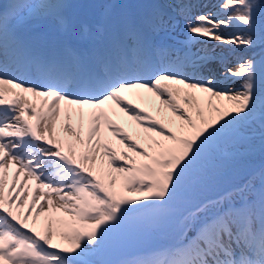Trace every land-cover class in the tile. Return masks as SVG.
<instances>
[{
  "label": "snow or ice",
  "instance_id": "obj_1",
  "mask_svg": "<svg viewBox=\"0 0 264 264\" xmlns=\"http://www.w3.org/2000/svg\"><path fill=\"white\" fill-rule=\"evenodd\" d=\"M64 7L0 0V264H264V166L206 194L225 161L264 153V0L195 15L193 0L135 15L109 3L75 41ZM49 18L55 39L37 31Z\"/></svg>",
  "mask_w": 264,
  "mask_h": 264
},
{
  "label": "bare ground",
  "instance_id": "obj_2",
  "mask_svg": "<svg viewBox=\"0 0 264 264\" xmlns=\"http://www.w3.org/2000/svg\"><path fill=\"white\" fill-rule=\"evenodd\" d=\"M217 2H218V0H206L205 3H198V2L196 3L195 2L194 5L202 8V10L206 9L205 10L206 12H209V11L215 12L216 9H215L214 5L217 4ZM194 8H196V7H194ZM46 22H47V20H46ZM141 97H145L146 99H141ZM125 98L128 99L129 101H131L132 104L136 105V110L143 111L144 109H146L145 107L149 106V108L151 110L156 111L157 108L161 107L159 105V101L156 100L155 97L151 96V94H147V93L125 94ZM156 113H157V111H156ZM108 115H109V120L112 122V124L118 125V127H121L123 132H125V130H126L131 135L136 137L135 133L142 131L141 129L136 127L135 122L131 121L124 113H121L118 109H116L114 105H112V110L108 112ZM112 117L114 118V120H116V123H114V120L112 119ZM146 135H148V134H146ZM11 171L12 170L10 169L9 170V184L11 182ZM29 187L30 188L34 187V184L32 182H29ZM6 192H7V187H6ZM13 195H15V193H13ZM28 199H30V196L28 197ZM27 204H28V200H27V203H25L23 205V207L21 208L22 214L27 210ZM33 211H35V210H33ZM28 222L31 225V223H32L31 217H29ZM44 226H45V220H44V216L42 215L40 218L37 219L36 228L38 231H42ZM53 242L59 243V240L54 237Z\"/></svg>",
  "mask_w": 264,
  "mask_h": 264
},
{
  "label": "trees",
  "instance_id": "obj_3",
  "mask_svg": "<svg viewBox=\"0 0 264 264\" xmlns=\"http://www.w3.org/2000/svg\"><path fill=\"white\" fill-rule=\"evenodd\" d=\"M264 166V153L257 146L250 154L234 161H225L218 173L215 182L211 185L207 195H215L217 192L240 183L253 171Z\"/></svg>",
  "mask_w": 264,
  "mask_h": 264
},
{
  "label": "rangeland",
  "instance_id": "obj_4",
  "mask_svg": "<svg viewBox=\"0 0 264 264\" xmlns=\"http://www.w3.org/2000/svg\"><path fill=\"white\" fill-rule=\"evenodd\" d=\"M206 0H204L203 2H205ZM92 0H90L88 3H86L85 5H82L80 4L79 7L81 8L82 11H84L85 9L87 8H90L91 5H92ZM202 2V3H203ZM165 5V3H164ZM141 7H149L151 8V6H149L147 4V1L146 0H138V8L141 9ZM100 9V8H99ZM206 12L205 10H193V15L195 14H198V13H204ZM184 29V21L183 20H180L179 23H178V26L176 27L175 31H173L172 33H170L167 37H165L167 40H170V41H175V42H178L180 40H184L185 38V33L183 31ZM151 110V109H150ZM153 111V110H152ZM150 111L149 113L151 114V116L155 119H159L160 117L158 116V114L156 113V111ZM174 119V118H173ZM144 123H147V121H144ZM126 133H128L127 131H125ZM130 136H132L133 140H136L137 143H140V140L137 139V137L131 135L130 133H128ZM146 135V134H145ZM26 202V200H25ZM24 202V203H25ZM56 218L57 219H67V217H64V215L62 213H56ZM54 229H55V225L53 226ZM138 247L139 246H133V247H129L125 250H123L121 252L122 254V257L127 255V254H133V255H136L137 254V251H138Z\"/></svg>",
  "mask_w": 264,
  "mask_h": 264
}]
</instances>
